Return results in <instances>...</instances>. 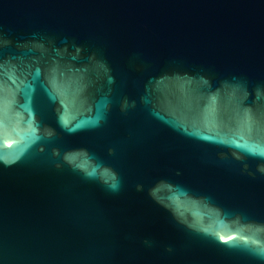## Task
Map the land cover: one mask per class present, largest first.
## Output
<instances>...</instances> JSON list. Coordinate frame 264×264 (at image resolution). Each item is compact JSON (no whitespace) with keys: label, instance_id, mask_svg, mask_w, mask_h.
<instances>
[{"label":"water","instance_id":"water-1","mask_svg":"<svg viewBox=\"0 0 264 264\" xmlns=\"http://www.w3.org/2000/svg\"><path fill=\"white\" fill-rule=\"evenodd\" d=\"M0 264H264V0H0Z\"/></svg>","mask_w":264,"mask_h":264}]
</instances>
